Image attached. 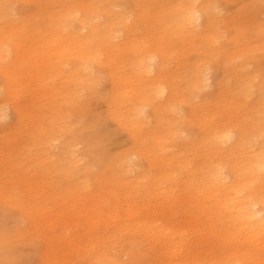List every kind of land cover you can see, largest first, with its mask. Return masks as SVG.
I'll list each match as a JSON object with an SVG mask.
<instances>
[{
    "label": "rangeland",
    "instance_id": "rangeland-1",
    "mask_svg": "<svg viewBox=\"0 0 264 264\" xmlns=\"http://www.w3.org/2000/svg\"><path fill=\"white\" fill-rule=\"evenodd\" d=\"M0 1L5 7L0 12V54L5 55L0 60V264H182L210 258L206 225L187 211L195 195L192 199L182 189L196 183L192 174L184 170L176 176V195L169 201L164 192L169 185L158 188L163 160L156 180L141 181L150 165L144 157L131 155L126 176L102 172L104 165L96 163L97 182L85 172L91 158L83 153L88 144L105 150V164L134 150V116L144 108L148 122L142 130L135 128L138 144L144 153L168 157L172 167L179 158L189 165L201 158L212 163L252 158V149L260 150L264 141V104L252 111L264 84V0ZM192 6L206 9L197 27L182 23ZM84 17L94 32L80 28ZM164 53L169 57L165 77L175 93L171 99L170 93L156 92L165 83L155 70H137L151 55ZM81 55L90 58L87 67L79 66ZM8 70L21 117L15 104H8ZM198 70L206 72L207 86L196 80ZM151 78L156 82L148 88ZM114 81L125 91L123 104H111ZM220 82L228 91L238 82L249 85V97L241 98L238 108L214 107L219 113L214 124L230 118L248 124L253 146L186 147L191 134H198V127L186 122L192 103L212 109L225 101L216 98ZM231 92L240 95L235 88L228 92L237 103ZM141 94L159 100L158 124L151 106L137 100ZM67 142L70 149L61 154ZM73 149L78 162L62 174L55 159H69ZM147 223L175 231L169 253V246L161 256L149 246Z\"/></svg>",
    "mask_w": 264,
    "mask_h": 264
},
{
    "label": "bare ground",
    "instance_id": "bare-ground-1",
    "mask_svg": "<svg viewBox=\"0 0 264 264\" xmlns=\"http://www.w3.org/2000/svg\"><path fill=\"white\" fill-rule=\"evenodd\" d=\"M4 8V5L0 1V12H2ZM202 11L203 10L198 7L192 6L184 13V21L182 20V23H190L197 27L200 17L206 9L203 12ZM79 23L81 25L80 28H87L93 30L94 32L95 29L88 21V17L80 18ZM16 49H21L18 44H16ZM10 52L11 50H9V54ZM3 58H5V55L1 52L0 60H3ZM159 58L161 61L157 63L156 60ZM168 58V54L166 53L162 56L153 54L151 55L147 65L144 63L143 66H138L137 70L140 74L146 72L149 73L155 70L156 76H162V81L165 83L158 87L156 92H158L161 97L170 93L169 98L171 99L175 96V93L173 85L169 83L167 77H165V71L168 69ZM19 60L20 56L17 55L10 64L15 66ZM89 61V57L82 55L79 56V66L83 67L84 65V67H87L86 63ZM7 72L9 76L8 104L12 105L17 102L19 95L18 91L12 87L13 79L11 77L10 70ZM206 75V72H202V70L197 71L196 80L200 82L201 86L208 85L207 82L209 78ZM147 82V87L151 88V86H153L156 82V78H151L147 80ZM240 83L241 82H238L237 87L236 85H230L229 90L231 91L235 88V91L238 92V95H240L237 97L235 92H231L232 95L237 97V103L234 98H230V95H228V85H226L225 82L219 83L218 94L216 96L219 100L221 97H224L225 101H223V98L220 102L216 101L220 104L216 103L211 105L212 109L207 108V106L202 103H192V114L186 122L191 126H197L198 134H191V138L186 140V147L205 146L209 149V146L215 145L219 147L221 144L227 142H231V148H240L244 146L246 142L248 146H253L250 140H247V135L251 130L248 124L246 126H240L232 120L233 118H230L229 121L224 122L221 126L214 124L213 116L214 114H219L218 111H214V107L218 109L221 103H223V106H225L224 103H227L230 105L229 108L231 109L235 107L238 108V101L241 98L247 99L249 97V85L245 86ZM114 91L111 104L113 105V102L123 104L126 101L124 97L125 91L121 90L117 86L116 82ZM130 91L131 90H129V92ZM257 92L259 93V96L256 104L252 106L253 112H259L264 104V84L258 87ZM152 97L156 98V95L153 94ZM137 100L140 103L151 106L153 109V116L155 118L154 120L158 124L161 119L158 114L160 106L157 105L156 102L159 100L155 99V102H153L147 94L139 95ZM136 103L133 105H136ZM162 103L166 104V100ZM16 106L17 105L15 104L14 107L19 114V117H21L20 115L22 111L20 107L18 108ZM141 113H145L144 108H142ZM141 113H134V115L136 114L134 116L135 120L132 128L134 129L132 133L134 138V150L123 153L120 156L110 157L109 161L103 164L101 159L107 156V152L105 150V152L103 150H95L92 144H88L87 152L83 153L85 157L88 156L91 158H89L90 161L87 162V166L85 167L86 174L94 175L95 180L98 182L99 178H97V175L99 173L96 174L92 171V166L97 163L98 165H104L101 170L102 172L109 173L111 171H115L117 174H125L124 176H126L131 169V166L127 167V160L131 157V155H136L146 158L150 164L148 169L149 172L142 173V175H140L142 178L139 181L144 178H148L150 180V178L153 177L154 180H156L158 176V161L163 160L165 169L164 173H161L162 177H158V188L161 190L164 183L169 185V187L164 189V192L169 193L167 199L170 201L173 196L176 195H172L175 190L172 183L178 174L187 170L194 177L193 181H196V183L189 182L187 187L185 186L182 188L184 191L186 190L190 193V197L192 199L193 194L195 195L193 199L194 204L193 201L190 204L188 203V206L190 207L187 211L191 212L195 217L201 218L202 222L206 225L208 236L211 238L213 245L210 251V258H195L188 263L183 262L182 264H264V141L260 150L255 148L252 149V158L247 160H245V158H241L239 160L234 159L232 161H219L212 163L206 158H201V162L198 161L189 165L188 161L179 158L177 163L172 167V163L168 161V157H164L165 155L158 159L155 152H142V149L138 144L139 139L137 132H135V128L142 130L148 120L147 115H142ZM0 114L3 115V111H0ZM123 124L126 125L125 123ZM44 133L45 131H41L42 135ZM153 136L154 135L151 137ZM192 136L194 138H192ZM89 140L90 139L87 141ZM70 145L71 142L65 143V145L62 146L63 150L60 153L62 154L69 150ZM208 154L209 152L207 155ZM63 159L60 157L59 159L56 158L55 164L59 167L62 174L68 175L69 171L72 169V165L78 162V158L74 154V149L69 159H66L65 157H63ZM149 173H152V176H149ZM137 177L139 176H136V178ZM176 186L179 185L176 183ZM145 187L147 189L149 188L148 185ZM135 189L140 190L141 187H136ZM257 205L259 207H257ZM128 215L131 217L133 215V211L130 210ZM145 226L150 227L146 229L149 246L156 249V253L159 256L165 253V248L169 246V253L171 248L174 247L175 231L158 223H147ZM42 256L44 257V255ZM42 264L52 263L50 261L46 262V260H43ZM163 264L172 263H165L164 261Z\"/></svg>",
    "mask_w": 264,
    "mask_h": 264
}]
</instances>
